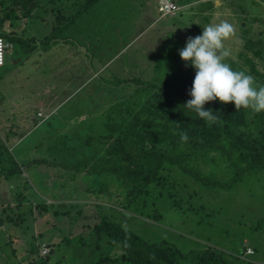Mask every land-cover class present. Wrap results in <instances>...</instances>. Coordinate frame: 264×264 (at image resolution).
I'll use <instances>...</instances> for the list:
<instances>
[{
    "label": "rangeland",
    "instance_id": "374dc122",
    "mask_svg": "<svg viewBox=\"0 0 264 264\" xmlns=\"http://www.w3.org/2000/svg\"><path fill=\"white\" fill-rule=\"evenodd\" d=\"M74 1L77 0L59 3L36 0L30 15L50 24L48 36L67 29L72 34L68 35L71 43L58 44L48 53L42 48L31 56L34 61L25 64L14 43L6 48L4 64L0 66V110L6 111L11 121L1 124L0 142L26 166L20 169L17 166L15 171L21 181L14 185L10 218L18 225L17 236L13 239L15 245L9 242L1 247L8 259L2 263L14 264L19 259V263L42 259L48 264L95 261L106 250L103 234L96 226L102 218L109 217L149 241H171L183 252L211 246L235 252L239 248L242 254L247 246H252L255 253L250 256L251 262L264 264V170L250 173L228 188L206 187L181 169L167 166L158 179L159 185L151 191H161L163 199L148 195L128 206L129 196L114 176L89 171L91 161H85L79 171L75 167L90 155L82 140L102 133L103 116L110 104L131 94L129 100H136L137 108L143 97L151 93L147 89L133 93V84L156 83L154 67L163 52L162 46L167 49L166 62L175 65L182 61L178 49L188 36L200 35L204 25L229 21L234 32L225 41V47L230 49L225 62L234 70L251 74L257 86L264 85V1L244 0L241 7L236 0H214L213 12L191 13L189 6L204 0H172L184 8L179 6L165 16L157 9L158 0H99L80 16ZM10 3L11 0L5 5L0 2V14L8 11L2 6ZM19 21L15 34L23 31V24L31 29L33 21ZM76 22L80 24L79 33L70 30L71 26L76 27ZM84 28H88L87 35L81 34ZM6 30L12 31L10 27ZM43 34L37 39L30 34L23 36L29 44L38 46L47 37ZM74 43L78 44L75 47L78 67L72 71L67 58L75 52ZM79 44L85 45L84 48ZM86 57L89 67L84 65ZM72 74L77 76L76 84L35 103L36 98L50 90L48 84H54L57 78L63 84L69 82ZM90 75L93 80L83 84L84 77ZM118 80L126 82L111 86ZM65 93L70 95L63 99ZM57 104L60 108L53 109ZM35 106L44 110V116L40 112L33 124L20 123L25 118H19L17 113ZM51 109V116H45ZM65 109L75 115L63 116L61 121L57 114ZM36 113L34 109L33 114ZM29 129L25 138H18ZM6 131H11L12 136ZM222 159L202 164V173L229 182L231 168ZM27 167H32L30 172L25 171ZM11 170L8 167L6 174L12 173ZM2 186L0 183V189ZM111 253L118 255L120 249L114 247Z\"/></svg>",
    "mask_w": 264,
    "mask_h": 264
},
{
    "label": "trees",
    "instance_id": "16d2710c",
    "mask_svg": "<svg viewBox=\"0 0 264 264\" xmlns=\"http://www.w3.org/2000/svg\"><path fill=\"white\" fill-rule=\"evenodd\" d=\"M7 1H0L1 5ZM98 1H74L78 8L77 14H84ZM242 1L236 0L241 7ZM199 3L195 7L201 6V3L211 9L215 7L213 1ZM35 5L36 0H11L8 6H2L8 11L3 10L0 14V37L11 45L15 43L16 52L21 56L30 53L35 44L26 41L23 31L21 35L13 31L18 29L20 19L33 14ZM8 27L12 31L8 32ZM68 40V36L51 35L45 40L47 45L43 46V50ZM81 46L84 48L85 45ZM162 50L154 67L156 83L148 81L133 84V93L144 89L151 90V93L143 97V103L137 108V101L129 100L131 94L110 104L103 116L102 133L82 140V145L88 147L90 155L75 164L79 171L87 161H91L89 171L114 176L129 196L128 206L148 195L163 199L161 191H157V194L151 191L159 185L158 179L163 170L168 169L167 166L181 169L206 187H228L250 173L264 170V111L255 113L245 108L237 110L231 101L214 100L206 102L205 108H211L219 119L213 124L206 123L183 105L191 98L188 89L195 75L194 69L186 67L183 60L175 65L166 62L167 49L164 45ZM125 82L118 80L111 86L118 87ZM181 133L187 134L186 141L181 140ZM220 157L231 168L230 181L226 183L204 175L201 170L202 164ZM1 161L12 167L13 172H8L6 176L14 175L18 170L16 167L19 168L3 142H0ZM159 201L163 208L162 200ZM96 228L103 234L106 250L99 259L88 264H250L236 256L235 250L207 246L183 252L168 240L149 241L109 217L102 218ZM114 247L120 249L118 255H112L115 251L110 254ZM32 249L35 251L36 247L32 246ZM237 252L240 253L239 248ZM29 260L19 264H48L42 259L36 262Z\"/></svg>",
    "mask_w": 264,
    "mask_h": 264
},
{
    "label": "clouds",
    "instance_id": "9594fccd",
    "mask_svg": "<svg viewBox=\"0 0 264 264\" xmlns=\"http://www.w3.org/2000/svg\"><path fill=\"white\" fill-rule=\"evenodd\" d=\"M234 32L233 25L227 20L202 26L200 35L188 36L182 48L178 49L185 66H191L195 75L188 89L183 105L208 124L217 122L219 117L205 103L218 100L231 101L235 108L250 109L255 113L264 111V85L257 86L251 74L237 71L225 62L230 49L225 41ZM181 140L188 139L181 133Z\"/></svg>",
    "mask_w": 264,
    "mask_h": 264
},
{
    "label": "crops",
    "instance_id": "0c3cea01",
    "mask_svg": "<svg viewBox=\"0 0 264 264\" xmlns=\"http://www.w3.org/2000/svg\"><path fill=\"white\" fill-rule=\"evenodd\" d=\"M204 1H207V2H209L210 0H204ZM204 1H200V2H204ZM213 2H214V4H215V6H216V1H214L213 0ZM197 3H199V2H197ZM180 7H181V9L182 8H184V5H179ZM189 9L191 10L192 9V11H191V13L192 12H195V11H197V12H199V13H202L203 11H205V10H210V11H212L213 12V10L210 8V6H208V5H203L202 3H201V6H197L196 5V7H195V4H193V5H190L189 6ZM195 15V14H194ZM193 15V16H194ZM193 16H192V18H193ZM22 19H24V21L25 22H27V23H30L31 21H33V22H31L32 23V27H31V29H27V26L25 25V24H23L24 25V28H23V32L28 36L29 34L32 36V35H34V36H36V38L35 39H37L38 37V35L39 34H42L43 32H44V34H43V36H47L42 42H39V45L38 46H35V48L30 52V53H28L27 55H23V57H21L23 60H24V62H23V64H25L26 62L27 63H29V62H31V61H34L33 60V58L31 57L32 55H34V53H38L39 51L38 50H40V49H42L43 48V42H45V40L46 39H48V35H50V30L48 31V29H51V26H50V24H48L47 22H46V20H43V21H38V19L37 18H34V17H32V18H22ZM44 19V18H43ZM38 23V24H37ZM46 24H48V25H46ZM39 25V26H38ZM80 24H79V22H76V27L74 28L73 26H71L72 27V29H70V30H73L75 33H79V31H81L80 29H77V26H79ZM67 30V29H66ZM66 30H61L62 31V33H60V34H56V36H59V37H62V36H68V35H72V34H69ZM87 30H88V28H84L83 30H82V33L81 34H84V35H87ZM64 31V32H63ZM65 42V43H64ZM64 42H58L57 44H54V45H50V48L49 49H47V50H43V51H45V53H48V52H50V51H52L51 49H53L54 48V46H56V45H58V44H69L70 42H72L70 39L68 40V41H64ZM41 43V44H40ZM81 43V42H80ZM10 44V43H9ZM78 44H75L74 43V45L72 44V46H73V49L72 50H74L75 52H74V54H73V56L72 55H70L69 56V58H67V63H69L70 62V67L71 68H69L70 70H75V69H77V68H75V67H78L77 66V62H76V57H77V55H76V52H77V50L75 49V47L77 46ZM10 46H12L11 44H10ZM42 46V47H41ZM79 46H81V45H79ZM29 56H30V58H29ZM26 58H27V60H26ZM64 62V61H63ZM63 64H65V63H63ZM62 64V65H63ZM86 64H88V67H89V65H90V61L88 60V58L86 57V59H85V63H84V65H85V67H86ZM81 65V64H80ZM83 65V64H82ZM103 66H105V63H104V65ZM102 66V67H103ZM68 69V70H69ZM46 71H50V70H46L45 69V72ZM77 71V70H76ZM97 73V72H96ZM94 74H95V72H94ZM76 75H71V77H69L70 79H68L69 80V82H67L66 81V83H64L63 84V81L60 79V78H57L56 80H54V84H48V87H49V89L50 90H47L46 91V93L44 92V94H43V96L41 97V96H39L38 98H36L35 99V103H40L41 102V100L44 98V97H48V96H52L53 94H55V93H53V92H56L57 90H64L63 89V87H69L71 84H76L75 82H77L76 81ZM91 77H92V79H91ZM84 80L85 81H82V83L83 84H89L92 80H93V76H89L87 79H85V77H84ZM81 83V84H82ZM60 87H61V89H60ZM67 90V89H66ZM66 90H64L63 92H65ZM66 94V96L63 98V99H65V98H67L69 95H67V93H65ZM66 101V100H65ZM62 102V101H61ZM1 104V103H0ZM48 104V103H47ZM47 104H46V106H47ZM74 104V103H73ZM72 104V105H73ZM76 105V104H75ZM41 106H43V105H41ZM40 107H37V106H35L34 108H32V107H30V109L27 107L26 109H22V110H20L17 114H19V118H25V120H23V121H21V119H20V123L21 122H27L28 124H33L32 122H35L36 120H37V118H35V117H38V116H36V115H38V113H40L41 112V115L40 116H44V110L43 109H39ZM53 109H55L56 108V110H58L59 108H58V104L57 105H55L54 107H52ZM34 109H37V113L34 115L33 114V112H34ZM53 109H51L48 113H46V115L45 116H51V112H52V110ZM67 109H65L64 111H62L61 110V113H58L57 115H58V117H59V119H61V121L63 120V116H64V118H66V117H73L75 114H73L72 115V112H70L69 110L68 111H66ZM8 112V111H7ZM6 111H4V110H2V108H1V110H0V126H1V124H4V123H11V121L6 117ZM39 118V117H38ZM31 122V123H30ZM31 129H29L28 131H26L23 135H20L19 134V136H18V138H22L23 139V136H24V138H25V135L30 131ZM5 132V131H4ZM7 132V131H6ZM8 132H11V131H8ZM7 132V133H8ZM11 136H12V132H11ZM11 136H9V137H11ZM11 151V153H12V155H13V157L16 159V161L18 162V156H16L15 154H14V152L12 151V150H10ZM20 161H23V160H20ZM24 162V161H23ZM18 163H20L19 164V167L20 168H23V167H26L25 165H22L23 163H21V162H18ZM25 163V162H24ZM35 165H33V167H34ZM8 167H10V165L7 163V162H5V161H1L0 162V183H3V186L1 187V189H0V248L2 247V246H4V245H6V244H9V242L12 244V245H15V242H16V240H13V239H15V237L14 236H17V232L15 231V228L17 227L18 228V225L17 224H15L14 223V221H12L11 220V218H10V216L12 215V213L13 212H11L10 211V207L12 206V197H13V193H15V190H14V185H15V182L16 181H21L20 180V177H18V175H16V173H14V175H10V177H8V179H6L5 177H4V175L6 174V171H7V169H8ZM19 168V169H20ZM31 168L32 167H27L26 168V170L25 171H29L30 172V170H31ZM24 174V173H23ZM6 176V175H5ZM5 182H7V183H5ZM6 206V208H4ZM7 220V221H6ZM4 230V233H2V231ZM9 236V235H11V237H13V238H9V239H7V238H5V236ZM244 239H245V237H244ZM252 246H247L246 248H251ZM252 249V248H251ZM253 250V249H252ZM236 253V256H238L239 258H241V259H243V260H245V261H250L251 262V259H250V256L252 255V254H254L255 252H254V250H253V253H251V254H247L245 251L241 254V253H238L237 251L235 252ZM5 259V263L8 261V259H7V254H6V252H4V250L1 248V252H0V263L1 264H4V263H2V261ZM248 259V260H247ZM17 261H18V263H19V261H20V259L19 260H16V262L14 263V264H16L17 263ZM252 263V262H251ZM8 264H12V263H8Z\"/></svg>",
    "mask_w": 264,
    "mask_h": 264
},
{
    "label": "built area",
    "instance_id": "2783aa9c",
    "mask_svg": "<svg viewBox=\"0 0 264 264\" xmlns=\"http://www.w3.org/2000/svg\"><path fill=\"white\" fill-rule=\"evenodd\" d=\"M179 8L180 7L172 0H158L157 1V9L160 12L161 16L171 14L172 12L177 11ZM9 45H10L9 43L5 42V40L2 37H0V66L4 64L5 51ZM44 251L45 249L42 250V253H44ZM245 252L247 254H251L253 253V250L251 248H246Z\"/></svg>",
    "mask_w": 264,
    "mask_h": 264
}]
</instances>
